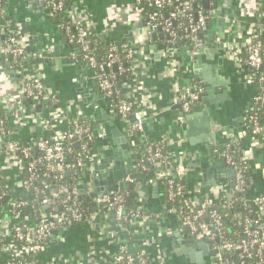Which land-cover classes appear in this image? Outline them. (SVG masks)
Returning <instances> with one entry per match:
<instances>
[{
    "label": "crops",
    "instance_id": "0c3cea01",
    "mask_svg": "<svg viewBox=\"0 0 264 264\" xmlns=\"http://www.w3.org/2000/svg\"><path fill=\"white\" fill-rule=\"evenodd\" d=\"M208 4L218 12L215 16L217 22L210 28L212 33L204 34L200 43L196 44L199 51H193V43L180 42L182 46L177 45L174 55L176 64L172 68H175L170 69L164 35L156 33L153 38V34H147L135 0H69L68 6L73 15L82 19L95 34L107 36L113 42L126 40L143 44L141 87L133 89V84L129 82L124 92L131 97L140 91L147 97L148 105L143 108V129L135 134L130 131L128 122L113 110L110 101L102 97L94 71L78 57L77 47L56 25L44 1L6 0L5 17L24 35L28 51L44 54L42 63H32L33 68H36L43 83L57 95L60 107L68 109L71 116L77 114L92 120L96 128L103 130V138H99L93 147L102 153L100 165L103 168L98 169L104 171L107 168L104 165H109L116 167L120 174H111L107 183L95 186V194L114 189L119 184L117 178H123L128 173L135 159L131 154L135 153L134 145L139 139L164 142L174 156L180 158L184 155L185 158H180L182 168L177 177L186 184L192 197H198L203 192L212 194L214 183L226 180L218 179L226 167L215 160L212 147L224 145L229 140L237 142L238 157L247 164L250 172L246 196L250 198L263 193L264 140L241 134L254 91L245 80L247 70L243 63L226 52L231 41L236 45L246 42L251 25L264 13V0H208ZM223 21L229 24L222 30ZM139 23L140 28L137 27ZM130 33H133L132 37ZM193 58L201 61L197 71L207 74L211 86L203 95L206 99L203 104L198 102L200 99L193 103L181 119L176 97L193 86ZM8 71L9 65L0 63V107L10 113L9 128L13 136L32 138L45 131L42 122L44 107L40 102L30 103L26 99L14 103L13 96L19 93L23 78L17 72ZM208 111L213 122L206 125L204 122L210 116ZM186 115L189 116L188 123ZM56 124L61 123H52L53 129ZM126 145L129 146L128 151L123 148ZM107 170L104 180L110 174L109 168ZM0 172L8 189L16 191L21 188L19 163L7 158L1 151ZM214 172L215 177H212ZM141 178L144 180L134 184L135 202L150 211L151 215L143 220V224L139 220L131 232H123L112 218L96 215L93 221L72 224L62 230L55 244L44 250V257L86 256L90 246H94L98 258L108 257L117 249L116 242L108 236L116 229L114 235L120 234L131 244V250L136 246L137 250L145 247L152 256L162 254L167 264H192L181 246H191L195 253L199 249L193 250L192 236L179 226L175 215L167 211L164 182L160 179L152 182L151 177ZM207 183L211 184L210 191L206 189ZM142 186L146 192L141 190ZM140 192L143 196L139 195ZM174 234L181 239L175 238ZM57 246L64 248L65 252L57 253ZM208 259L206 264H209Z\"/></svg>",
    "mask_w": 264,
    "mask_h": 264
},
{
    "label": "built area",
    "instance_id": "2783aa9c",
    "mask_svg": "<svg viewBox=\"0 0 264 264\" xmlns=\"http://www.w3.org/2000/svg\"><path fill=\"white\" fill-rule=\"evenodd\" d=\"M43 1L51 13L59 17H67V21L61 24V29L65 32L70 42H74L79 46L80 53L78 57L94 71L96 85L101 95L108 99L113 110L128 122V127L132 133H141L144 121L143 108L148 105L146 102L147 97L138 91L136 96L132 95L130 97L125 94H116V99H111L115 91L113 85L116 79V72H113L112 68L119 61L116 45L112 44L105 59L98 62L90 47L89 34L92 32L91 28L78 16L73 15V10L69 6L65 7V0ZM135 1L140 15L145 9L142 6V2L147 3L153 9L145 21V27L147 34L162 33L164 35L170 69H174L175 67L172 68V66L176 64L174 63V55L178 44L176 42L175 28L182 29L193 45H196L201 41L199 34L207 25L208 20L214 16L211 6L207 7V13L202 9L192 12L191 0ZM5 4L6 0H0V28L2 36L0 40V63L3 66L8 64L10 72H17L23 78L19 93L16 97L13 96V101L17 104L20 99H26L30 103L31 101L40 102L43 107L51 104L54 105V108L50 110L43 108L44 118L42 122L45 131L37 134L38 139L35 141V148L40 153V156L31 155L30 146L19 145L14 140L10 129V137L5 139L7 131L4 126V118L1 117L0 151L7 158L19 163L22 171V185L19 189H24L31 193V184L39 183V187L34 185V192L39 193L42 191L40 186L41 188L43 186L47 187V179L50 175H54L57 185L49 189L48 195L38 199V206L31 199L17 198H12L6 205L0 206V264L5 261L6 264H167L162 254L152 256L145 247L132 252L130 249L132 246L129 242L122 239L120 234L114 235L116 229L110 231L108 236L116 242L117 249L108 257L98 258L94 246H90L86 256L73 255L67 257L65 255H54L50 258L44 257V250L54 245L55 240L59 239L61 231L72 225V223L79 224L83 221H93L95 217L103 214L106 218H112L120 226V231L131 232V228L134 229L139 220L142 223L151 215L146 214L142 206H136L134 211L126 212L124 207L125 194L121 186L108 189L102 194H95V182L104 180L108 167L103 169L104 171H100L97 168L101 163L102 153L99 150L95 151L90 143L103 138V130L96 127L93 129L92 120L81 118L77 114L69 115L68 109L60 107L57 95L43 83L36 68L25 67L27 60L43 59L44 54L36 51L31 53L27 50L24 35H21L17 27L5 17ZM167 6L171 8L167 13H164V9ZM263 17L264 13L256 21H260ZM74 25L77 26L75 34L71 32V27ZM249 28L248 26L247 29L249 30ZM156 29L160 31L155 32ZM258 35H261V32H255L254 26L251 25V31L246 42L236 45L231 41L226 52L231 53L236 60L243 63L247 70L245 80L249 85L253 81L252 70L259 69L262 62L260 56L261 47L258 43L250 41ZM138 44L143 46V44ZM244 50L246 57L242 59L241 54ZM142 51L143 47L137 49L136 52L140 56L138 59L133 58L132 50L127 51L126 57L132 58V68L138 69L142 67ZM118 70L120 72L122 67L118 66ZM140 79L141 74H138L130 81L135 87L133 89L141 87ZM203 93V85L196 81L192 87L184 89L176 97V102L180 106L179 118L182 119L189 112L191 105L198 101ZM251 99L255 103L264 101V87L260 95L252 96ZM0 110L3 111L5 109L0 107ZM249 120L252 122V134L264 135V125L258 123L256 116H249ZM58 122L61 124H56V128L53 129L52 123ZM241 134L247 135L245 125ZM262 139L264 140V138ZM75 142L79 143L78 146L74 145ZM236 143L232 140L226 142L224 151L220 156L223 159L222 163L233 173L236 183L233 186L234 190L242 192L243 199L234 198V193L228 191V180H220L211 188L212 194L209 192L205 199H199L197 196L190 197V199H181L179 201L182 206L178 209L170 205V203L176 201L174 198L182 191V185L175 181L173 175L176 178L179 175L182 168L180 158H185L184 155H180V158L175 156L176 167L172 173L158 146H148V155L145 160L157 167L150 181L153 182L160 179L167 186L169 198L167 211L177 217L179 226L188 231L190 236L195 239L203 238L207 243L213 245L216 253L209 264H229L224 259L225 252L241 251L246 253L249 245L256 247L255 256L258 257V261L254 264H264V219H261L264 216V193L250 198L246 196L248 190L244 191L245 180L243 176L245 169L234 159L231 151L232 145ZM163 144L167 146L166 143L163 142ZM72 146L78 149L73 150ZM132 155L134 156V154ZM138 165V162L134 159L132 167ZM71 171L81 172L75 184L67 185L66 183L58 182L62 178L63 173ZM39 177L42 178L37 182L36 180ZM0 178L5 181V177H3L1 172ZM137 181L129 173L121 179L124 185L126 183L135 184ZM50 195H66V197L54 201L50 198ZM80 195L92 197L95 210L88 216H85L82 207L73 199ZM236 200H241L245 204L247 202L253 204L259 217L255 220L244 219V231L247 233L248 238L239 240L225 239L222 237V216L213 205H230ZM57 205L59 206L58 209ZM125 222L126 224H124ZM250 222L254 223L253 229H248L247 227Z\"/></svg>",
    "mask_w": 264,
    "mask_h": 264
},
{
    "label": "trees",
    "instance_id": "16d2710c",
    "mask_svg": "<svg viewBox=\"0 0 264 264\" xmlns=\"http://www.w3.org/2000/svg\"><path fill=\"white\" fill-rule=\"evenodd\" d=\"M183 1V0H182ZM192 1V12L198 9H202L204 12L207 13L208 8H206L202 2V0H191ZM69 5V0H65V7H68ZM142 6L145 7L144 11H142V19L146 21L148 15L152 13L153 9L147 5V3L142 2ZM171 7H166L164 9V13H167L168 10ZM53 14V13H52ZM53 17L56 20V25L61 28V24L65 23L67 21V17H59L58 15L53 14ZM183 20V19H182ZM255 32H261V35L256 36L254 39L250 40L251 42L258 43L259 46L261 47V52L260 56L262 59L261 66L257 70H252V84L251 87L253 88V96H258L262 93V88L264 87V17L253 24ZM176 27V26H175ZM176 29V42L179 44L182 42L183 44H192L191 40L187 37L186 33L182 31V29ZM77 30V26L74 25L71 27V32L75 34ZM159 29H156L155 32H159ZM89 40H90V47L93 50V53L97 59L98 62L103 61L105 59L108 49L112 44H115L117 47V54L119 61L116 66L112 68L113 72H116V79L114 82V88L115 91L112 94L111 99L115 100L116 99V94H124L126 90V83L132 81L138 74L140 73L141 68H132L131 67V60L132 58L126 57V53L128 50L133 51V58L138 59L140 58L139 53L136 52L137 49H141L143 46L139 45L138 43H132L128 41H122V42H113L111 39H109L107 36L103 35H98L95 34L94 32H90L89 34ZM77 47V53H80L79 46L71 42ZM145 45V44H144ZM246 57V52H242L241 58L244 59ZM118 66L122 67V70L118 72ZM25 67L33 68L32 61L27 60L25 62ZM137 72H139L137 74ZM196 81L193 80V83ZM54 105L48 104L47 106L44 107L46 110L53 109ZM255 115L257 118V121L260 125H264V101H258L255 103L251 99L248 113L245 117L244 120V125H245V131L247 135L253 136V138L257 139H262L264 138L263 134H252V122L249 120V116ZM0 117L4 118V126L7 131V134L5 135V139H8L10 137V128H9V120H10V113L6 112L5 110L1 111L0 110ZM93 124V129L96 127L94 122H91ZM38 139V136H34L32 138H22V137H17L14 136V140L22 146H30L31 147V155L38 157L40 156V153L36 150L35 148V141ZM96 142L90 143L92 147H94ZM158 146L160 147L162 154L164 156V159L166 163L168 162L169 164V170L172 171L176 167V162H175V156L169 153L167 146L163 144L161 141H151V140H146V139H139L136 141L134 148H135V153H134V158L135 161L138 162V166L132 167L129 170V174L133 176L136 180H138L140 177H153L155 171L157 170V167L149 162H146L145 158L148 155V146ZM225 146L223 144L220 145H215L211 149V153L214 156L215 160L219 162H223L222 157L220 154L224 151ZM73 150H77V147L72 146ZM238 144H233L231 151L233 153L234 159L239 162V164L245 169L243 171V176L245 180V185H244V191H247L249 188L250 184V172L249 168L246 163L242 162L241 159L238 157ZM223 170L220 173V177L218 179H226L228 180V191L233 194L234 198L237 199H243V193L234 190L233 186L236 184L235 179L233 178V173L231 172L230 169L227 168ZM79 175H81L80 171L77 172H65L63 173L62 178L58 181L59 183H66L67 185H73L75 184L78 179ZM42 177H39L36 181L38 182ZM173 178L177 183L182 185V191L180 194H178L174 199H176L175 202L170 203V205L180 208L182 205L179 200L181 199H190L192 197L190 193L188 192L187 186L185 183L180 181L178 177L176 178L173 175ZM47 187H42L40 186V191L39 193H35L34 191V185H37L39 187V183H32L31 184V193L28 191H25L24 189H18L16 191L10 190L5 187V181L4 179L0 178V206L6 205L9 203L12 198H17V199H31L33 200L36 206H38V199H42V197L46 196L49 194V189L54 188L56 184V180L54 179V175H50L49 178L47 179ZM165 190H166V206H169V201H168V194H167V186L164 183ZM122 191L125 194V202H124V207L125 211H134L136 208V202H135V192H134V184L133 183H126L125 186L122 187ZM264 193V191H263ZM207 196L206 193H201L198 195L199 199H205ZM66 195H50V198L54 201H57L59 199H64ZM74 201L79 204L83 211L85 216H88L92 213V211L95 210V205L92 203V197L87 196V195H80L75 198H73ZM59 205V204H58ZM56 206L57 209L59 206ZM213 207L218 211V213L222 216V237L225 239H230V240H239L243 238H248L247 233L244 231V219L248 218L250 220H255L259 216L257 214V209L256 207L247 202L246 204L243 203L241 200H236L233 201L230 205L227 204H215ZM146 214H150V211L147 209H143ZM176 217V216H175ZM177 218V217H176ZM264 219V216L261 217V219ZM84 222V221H83ZM73 224V223H72ZM75 224V223H74ZM126 224V222L124 223ZM123 224V225H124ZM116 227H120L117 223H115ZM248 229H253L254 223L250 222L247 224ZM255 250L256 247L249 245L248 246V251L246 253H242L241 251H227L224 254V259L229 263V264H254L258 261V257L255 256ZM1 264H6V261L1 263Z\"/></svg>",
    "mask_w": 264,
    "mask_h": 264
},
{
    "label": "water",
    "instance_id": "95a60500",
    "mask_svg": "<svg viewBox=\"0 0 264 264\" xmlns=\"http://www.w3.org/2000/svg\"><path fill=\"white\" fill-rule=\"evenodd\" d=\"M214 5H216V3L214 4ZM204 6L207 8L208 6H209V4H208V0H204ZM213 8H214V6H213ZM212 14L214 15L211 19H209L208 20V22H207V25L203 28V30H202V32L199 34V38H203L204 37V34H206V33H212V30L210 29V28H212V26L217 22L216 21V14H218V12L217 11H212ZM222 24H223V28H222V30L224 29V27H226L228 24H229V22H226V21H223L222 22ZM137 27L138 28H140L141 27V25H140V23L137 25ZM132 35H133V33H130L129 34V36L130 37H132ZM160 36H163V35H160ZM152 37L153 38H155V34H153L152 35ZM180 47L182 46V43H179L178 44ZM161 47V46H160ZM199 45H193L191 48H193V51L195 50V49H197L198 51H199ZM27 50H29V49H27ZM207 51V49H205V52ZM42 61H43V59H35V60H33L32 61V63H34V64H37V63H42ZM201 61H198V59L197 60H195L194 58H193V69H194V73H193V79L195 80V81H197V82H199L201 85H203V87H204V93H203V95H205V92L208 90V88L211 86V84H210V82H209V78L207 77V74L205 73V74H202V73H198V71H197V66H198V64L200 63ZM202 77H203V80H202ZM203 95H202V97L200 98V100L198 101V102H200L201 104H203V102H204V100H206L204 97H203ZM103 97V96H102ZM208 113H209V115H210V112L208 111ZM185 119L187 120V123H188V120H189V116L188 115H186L185 116ZM213 122V117H212V115H210L209 116V119H207L204 123L207 125L208 124V122ZM210 122V123H211ZM78 142H75L74 143V145L75 146H78ZM123 148H125L126 149V151H128L129 150V146L128 145H126V146H123ZM105 167H108L109 168V176H107V178L104 180V181H96L95 182V186H97V185H102L103 183H107L108 182V180L110 179V175L111 174H120L119 172H117V169H116V167H109V165H104ZM97 168H100V169H102L103 168V165H99ZM130 170V169H129ZM128 173H129V171H128ZM211 174V173H210ZM215 172L214 173H212V177H215ZM209 175V174H208ZM120 178V179H119ZM121 179H122V177H118L117 178V182H119V184L118 185H116V186H121V187H123V186H125L122 182H121ZM119 180V181H118ZM144 179L143 178H141V180L139 179L138 180V182H136V185H138L141 181H143ZM216 183H214V185H215ZM115 186V187H116ZM210 188H211V184H206V189L207 190H210ZM141 190H143V192L145 191L146 192V189L144 188V186H142L141 187ZM95 191H97V189H95L94 190V192ZM139 195L140 196H143V193L142 192H140L139 193ZM125 237H127L126 235H124ZM174 237L175 236H177V239H181V237L179 238V235H177V234H174L173 235ZM176 238V237H175ZM193 238V237H192ZM191 238V239H192ZM193 240V250L194 249H199L198 251H196V253L193 251L192 252V248H191V246L189 247V246H181V249H182V251H183V253H184V255L186 256V257H188L189 258V260H190V262L192 263V264H206V259H207V257L209 258L208 259V263H210V260L212 259V257H214V255H215V253H216V250L215 249H213V245L212 244H210V243H207V241L205 240V239H195V238H193L192 239ZM191 241V240H190ZM138 249V247L136 246L135 248L133 247L132 248V251H134V250H137Z\"/></svg>",
    "mask_w": 264,
    "mask_h": 264
},
{
    "label": "rangeland",
    "instance_id": "374dc122",
    "mask_svg": "<svg viewBox=\"0 0 264 264\" xmlns=\"http://www.w3.org/2000/svg\"><path fill=\"white\" fill-rule=\"evenodd\" d=\"M55 251H56L57 253L65 252V251H64V248H58V246H57V248H56Z\"/></svg>",
    "mask_w": 264,
    "mask_h": 264
}]
</instances>
